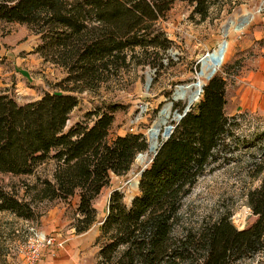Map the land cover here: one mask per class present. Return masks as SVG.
Wrapping results in <instances>:
<instances>
[{
  "label": "trees",
  "instance_id": "1",
  "mask_svg": "<svg viewBox=\"0 0 264 264\" xmlns=\"http://www.w3.org/2000/svg\"><path fill=\"white\" fill-rule=\"evenodd\" d=\"M218 1L0 0V23L27 26L39 37L34 52L64 74L57 91L34 101L0 94V177L18 179L16 186L0 179V213L31 221L41 204L57 202L71 212L74 233L87 232L101 191L131 170L148 143L142 134L109 137L123 106L108 101L85 113L89 121L69 125L80 95L97 93L131 67L158 75L172 47L159 22L176 2L192 6L203 22ZM226 85L219 75L206 82L199 101L159 143L129 203L111 192L96 239L98 264H253L264 251V131L263 138L239 131L243 116L225 112ZM184 108L173 105L180 115ZM241 153L252 156L247 175L259 180L245 195L254 222L238 230L227 212L186 224L182 209L198 181ZM48 162L47 177L26 180ZM0 264H7L5 254Z\"/></svg>",
  "mask_w": 264,
  "mask_h": 264
},
{
  "label": "rangeland",
  "instance_id": "2",
  "mask_svg": "<svg viewBox=\"0 0 264 264\" xmlns=\"http://www.w3.org/2000/svg\"><path fill=\"white\" fill-rule=\"evenodd\" d=\"M159 25L172 42L168 51L170 59L164 60L165 67L159 74H154L148 67L121 71L97 93L80 95L79 105L69 116V125L89 121L85 113L92 111L101 101L120 104L123 109L115 114L109 137L142 134L151 147L149 132L159 124L162 113L167 109L166 120L159 127L157 146L163 141V128L173 127L180 115L173 110V105L180 103L186 106L194 93V85L202 75L198 60L206 53L208 55L204 59L211 55L218 57V47L223 40L227 42L226 52L212 75L226 79L229 104L225 112L232 116L234 109L230 99L236 77L251 67L264 48V38L246 50L240 51L239 47L245 37H250L257 29L263 31L264 0H219L203 22L193 13L192 6L176 2ZM39 43V37L27 26L0 23V94L11 95L19 104H24L39 99L45 92L57 91L56 84L64 74L34 52ZM206 82L207 77H203V84ZM181 89L184 98L178 96ZM199 99L200 95L192 106ZM233 115L243 116L239 127L241 133H255V138H263L264 117L246 111ZM138 155L141 157H136L125 176H112L109 185L101 191L93 205L96 222L84 234L74 233L71 212L57 202L41 204L39 216L31 221L0 213V253L5 254L7 264H98L96 239L101 221L107 214L111 192H122L123 201L129 203L138 193L136 183L140 171L149 165L153 156L148 149ZM236 156L235 163L198 181L182 209L186 224L196 226L227 212H231V223L238 230L246 229L254 222L255 217L246 209L245 195L259 185V180L247 175L246 166L252 161V156L247 153ZM51 169L52 164L48 162L37 170L35 176L26 180L33 182L37 176L47 177ZM0 179L5 184L18 185L16 178L4 176ZM253 264H264V251L253 259Z\"/></svg>",
  "mask_w": 264,
  "mask_h": 264
},
{
  "label": "crops",
  "instance_id": "3",
  "mask_svg": "<svg viewBox=\"0 0 264 264\" xmlns=\"http://www.w3.org/2000/svg\"><path fill=\"white\" fill-rule=\"evenodd\" d=\"M263 38L264 29L263 31L257 29L253 34H250V37H245L239 43L240 51L250 48L255 41ZM250 66L236 77L234 82L233 95L230 99L234 109L233 114L246 111L258 113L264 117V48L260 50V54L255 57ZM228 104L227 99L225 109Z\"/></svg>",
  "mask_w": 264,
  "mask_h": 264
},
{
  "label": "bare ground",
  "instance_id": "4",
  "mask_svg": "<svg viewBox=\"0 0 264 264\" xmlns=\"http://www.w3.org/2000/svg\"><path fill=\"white\" fill-rule=\"evenodd\" d=\"M221 45V44H220ZM227 46V45H226ZM225 52H226V48H225ZM225 52H224V54H225ZM223 54V55H224ZM208 55V54H207ZM223 57V56H222ZM202 58V57H201ZM214 58H217V56H212L211 55V57H208V58H206V59H204L203 61H202V65H201V69H202V75H201V77H199L198 78V80H197V82H196V84L194 85V88H195V90H194V93L190 96V99H192V102H194L195 100V98L197 99L198 98V96L200 95V94H198L197 95V91L200 89V88H202V86H203V77H208L211 73H214L215 72V70H216V68H217V66H213V62H212V59H214ZM221 61H222V59H221ZM221 63V62H220ZM220 63L218 64V65H220ZM202 66H203V68H202ZM213 68H214V72H212L213 71ZM178 96H180V98H184V92H183V89H181L180 91H179V94H178ZM194 100V101H193ZM167 114H168V112H167V109L162 113V118L160 119V122H159V124L158 125H156L150 132H149V139H150V143H151V147H150V149L151 148H156V142H157V139H158V136H159V133H160V129H159V127H160V125H162L163 123H164V121L166 120V117H167ZM161 138H163L162 137V135H161ZM150 149H149V152H151L150 151Z\"/></svg>",
  "mask_w": 264,
  "mask_h": 264
},
{
  "label": "water",
  "instance_id": "5",
  "mask_svg": "<svg viewBox=\"0 0 264 264\" xmlns=\"http://www.w3.org/2000/svg\"><path fill=\"white\" fill-rule=\"evenodd\" d=\"M226 45H227V42H226L225 40H223V41L221 42V45L218 47V57L212 59V62H213V66H214V67L217 66V65L221 62L222 56H223V54H224V52H225ZM206 56H207V53H206L202 58H200V59L198 60V64H200V70H199V73L201 72V62H202L203 58L206 57ZM212 72H214V68H213V71H212ZM212 74H213V73H211V74L207 77V82H208L209 80H211V79L214 77V75H212ZM205 84H206V83H205ZM205 84H203V86H204ZM203 86H202V87H203ZM201 92H202V88H200V89L197 91V95L200 94ZM177 94H178V93H177ZM178 99H179V98H178ZM194 100H196V98H195ZM194 100H193V101H194ZM192 104H193L192 99H190V100L187 101V104H186V106H185V108H184L183 114H182V115H178V120H177V121H179V120L182 118V116H183L186 112H188V111L190 110ZM172 130H173V127H171V126H166V127L163 128V130H162V134H161L162 137H163V141H165L166 139L169 138V136H170L171 133H172ZM158 147H159V144L156 146V148L153 147V148H151V149H150V147L148 146V150L150 149V151H151L152 154H153V157L156 155V152H157ZM140 157H141V155H138V156H137V158H140ZM146 167H147V166H145V167L140 171V173H139V177H140L141 173L146 169ZM138 183H139V181L136 183L137 188H138Z\"/></svg>",
  "mask_w": 264,
  "mask_h": 264
},
{
  "label": "built area",
  "instance_id": "6",
  "mask_svg": "<svg viewBox=\"0 0 264 264\" xmlns=\"http://www.w3.org/2000/svg\"><path fill=\"white\" fill-rule=\"evenodd\" d=\"M246 209H247V211H248V213H249V215H250V214H251V210H250V208L247 207Z\"/></svg>",
  "mask_w": 264,
  "mask_h": 264
}]
</instances>
